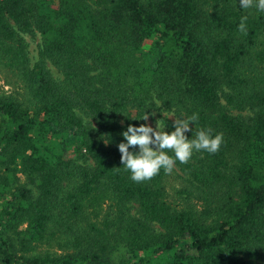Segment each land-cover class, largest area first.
<instances>
[{
    "label": "trees",
    "instance_id": "trees-1",
    "mask_svg": "<svg viewBox=\"0 0 264 264\" xmlns=\"http://www.w3.org/2000/svg\"><path fill=\"white\" fill-rule=\"evenodd\" d=\"M0 71V264H264V12L0 0ZM153 112L220 150L132 181L118 145Z\"/></svg>",
    "mask_w": 264,
    "mask_h": 264
},
{
    "label": "clouds",
    "instance_id": "clouds-1",
    "mask_svg": "<svg viewBox=\"0 0 264 264\" xmlns=\"http://www.w3.org/2000/svg\"><path fill=\"white\" fill-rule=\"evenodd\" d=\"M241 8L249 9L255 7L258 11L264 12V0H239ZM247 16L241 17L238 30L247 35ZM159 105V101L156 102ZM155 115V113H152ZM148 121L149 114L142 118ZM199 119L197 113L185 118L174 119V131L171 133L164 131L157 121L155 128L147 123L139 127L128 125L127 130L122 132L125 142L118 145L121 153V163L125 171L130 172V179L134 182L149 181L159 174L163 169L165 174H171L176 161L186 164L191 159L194 150L206 151L215 154L220 150L223 143V133L213 135V129L201 128L191 129L190 123L195 124ZM192 132L189 139L187 132ZM138 152H130L129 148H137ZM171 151L174 155L170 156Z\"/></svg>",
    "mask_w": 264,
    "mask_h": 264
},
{
    "label": "rangeland",
    "instance_id": "rangeland-1",
    "mask_svg": "<svg viewBox=\"0 0 264 264\" xmlns=\"http://www.w3.org/2000/svg\"><path fill=\"white\" fill-rule=\"evenodd\" d=\"M25 39H26V43L28 45V49L30 51V55L32 56L33 59L36 58V56H37V44L39 42V37H34L31 35H25ZM9 79L10 78H6L4 76V73H2L0 71V90H5L8 92L9 90H11V89L13 90L15 88L13 84L8 82V81H10ZM153 113H155V112H153ZM169 118L174 121V118L171 115H169ZM157 121H158L159 125L163 128L164 126L161 124L157 113H155V115H149V119H148L147 123L149 126L155 128L157 125ZM165 130L166 129L164 128V131ZM45 248H47V247L46 246L40 247L41 250H43Z\"/></svg>",
    "mask_w": 264,
    "mask_h": 264
}]
</instances>
